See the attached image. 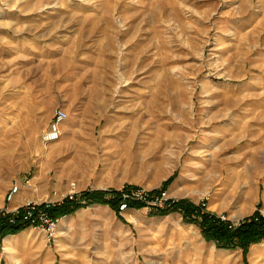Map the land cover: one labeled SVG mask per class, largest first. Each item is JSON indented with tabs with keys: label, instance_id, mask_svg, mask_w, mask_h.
I'll list each match as a JSON object with an SVG mask.
<instances>
[{
	"label": "rangeland",
	"instance_id": "374dc122",
	"mask_svg": "<svg viewBox=\"0 0 264 264\" xmlns=\"http://www.w3.org/2000/svg\"><path fill=\"white\" fill-rule=\"evenodd\" d=\"M57 107L69 118L45 146ZM26 179L38 195L8 203ZM124 187L232 226L264 214V0H0V208ZM158 211L80 208L54 243L5 237L0 264H264V241L245 259Z\"/></svg>",
	"mask_w": 264,
	"mask_h": 264
},
{
	"label": "trees",
	"instance_id": "16d2710c",
	"mask_svg": "<svg viewBox=\"0 0 264 264\" xmlns=\"http://www.w3.org/2000/svg\"><path fill=\"white\" fill-rule=\"evenodd\" d=\"M174 178L172 176L164 183V189L172 183ZM80 198L85 203H82L80 200H67L62 204L51 207L49 211L53 217L62 218L74 214L80 208H86L94 204H103L109 205L123 219L120 215L121 202L117 198L106 199L104 193L100 191H85L81 194ZM143 207L142 204H131V208L141 209ZM175 211H180L183 214L185 222L198 225L202 230L203 236L207 240H214L218 248L224 250L241 249L245 259H247L252 245L264 241V214L260 211L244 219L238 226H232L228 221L221 220L216 214H200L196 204L187 200L175 202L170 207L161 209L155 214L164 216ZM27 228L21 216L17 218L14 224L3 219L0 221V243L3 242L5 237L16 235Z\"/></svg>",
	"mask_w": 264,
	"mask_h": 264
},
{
	"label": "built area",
	"instance_id": "2783aa9c",
	"mask_svg": "<svg viewBox=\"0 0 264 264\" xmlns=\"http://www.w3.org/2000/svg\"><path fill=\"white\" fill-rule=\"evenodd\" d=\"M69 118V112L62 107H57L54 110L53 117L49 123L47 129L42 133V142L45 146L52 145L61 140L63 135V127L65 122ZM31 179H26L22 183L14 184L6 195V200L11 203L15 200L16 196L19 195L23 188L30 186ZM74 188L75 184H71ZM74 189L64 195V200H79L76 196ZM106 199H119L121 202L120 210L122 212L131 209V204H142L144 207L150 210L154 209H165L170 207L174 202H170L171 197L169 191L162 190L161 192L150 195L147 190L141 188H130L124 187L120 191H108L105 197ZM82 203H85L83 201ZM56 205L55 203H49L46 201L44 204L37 201H29L22 208L16 210H10L9 207L0 208V221L3 219L9 223L14 224L18 217L24 221L30 229L41 230L45 233L48 242L54 243L57 238V232L60 225V219L53 217L49 209ZM207 208L206 203L203 202L198 207L200 214L209 213L205 210ZM221 220L227 221L226 217H222Z\"/></svg>",
	"mask_w": 264,
	"mask_h": 264
},
{
	"label": "crops",
	"instance_id": "0c3cea01",
	"mask_svg": "<svg viewBox=\"0 0 264 264\" xmlns=\"http://www.w3.org/2000/svg\"><path fill=\"white\" fill-rule=\"evenodd\" d=\"M50 123V122H49ZM48 126H49V124H48ZM47 126V127H48ZM45 129H47V128H45ZM44 129V130H45ZM31 183V182H30ZM34 185H36L41 191H45V188H47V182L45 181V180H43V179H41L40 181H37ZM38 195V193H36L35 191H33L32 189L30 190V189H24V190H22L21 191V193L19 194V196H18V198H17V201L18 202H22L25 198H32V197H35V196H37ZM139 209H130V210H128V211H138ZM122 216H125L124 215V213H123V215ZM126 217V216H125ZM127 218V217H126Z\"/></svg>",
	"mask_w": 264,
	"mask_h": 264
},
{
	"label": "bare ground",
	"instance_id": "6f19581e",
	"mask_svg": "<svg viewBox=\"0 0 264 264\" xmlns=\"http://www.w3.org/2000/svg\"><path fill=\"white\" fill-rule=\"evenodd\" d=\"M79 133V132H78ZM60 141H58L57 143H54L53 145H57L58 143H59ZM42 175V174H41ZM233 261V258L232 259H230V262H232Z\"/></svg>",
	"mask_w": 264,
	"mask_h": 264
}]
</instances>
